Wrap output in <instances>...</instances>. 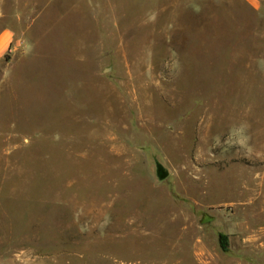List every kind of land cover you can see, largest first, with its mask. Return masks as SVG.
<instances>
[{"label":"rangeland","instance_id":"rangeland-1","mask_svg":"<svg viewBox=\"0 0 264 264\" xmlns=\"http://www.w3.org/2000/svg\"><path fill=\"white\" fill-rule=\"evenodd\" d=\"M6 27L0 264H264V7L0 0Z\"/></svg>","mask_w":264,"mask_h":264},{"label":"crops","instance_id":"crops-1","mask_svg":"<svg viewBox=\"0 0 264 264\" xmlns=\"http://www.w3.org/2000/svg\"><path fill=\"white\" fill-rule=\"evenodd\" d=\"M241 0H237L239 3ZM245 3L249 4L253 9H261L264 7V0H243ZM229 3L234 4V0H229ZM198 3H194L195 7H198ZM17 44L16 33L12 28L6 27L0 30V61L2 60L5 52Z\"/></svg>","mask_w":264,"mask_h":264},{"label":"trees","instance_id":"trees-1","mask_svg":"<svg viewBox=\"0 0 264 264\" xmlns=\"http://www.w3.org/2000/svg\"><path fill=\"white\" fill-rule=\"evenodd\" d=\"M227 239L224 235L220 236V246L222 251H226Z\"/></svg>","mask_w":264,"mask_h":264},{"label":"water","instance_id":"water-1","mask_svg":"<svg viewBox=\"0 0 264 264\" xmlns=\"http://www.w3.org/2000/svg\"><path fill=\"white\" fill-rule=\"evenodd\" d=\"M164 171H163V169L159 166V165H156V173L158 174V175H160L161 173H163Z\"/></svg>","mask_w":264,"mask_h":264},{"label":"flooded vegetation","instance_id":"flooded-vegetation-1","mask_svg":"<svg viewBox=\"0 0 264 264\" xmlns=\"http://www.w3.org/2000/svg\"><path fill=\"white\" fill-rule=\"evenodd\" d=\"M163 173H161L160 175H162Z\"/></svg>","mask_w":264,"mask_h":264}]
</instances>
